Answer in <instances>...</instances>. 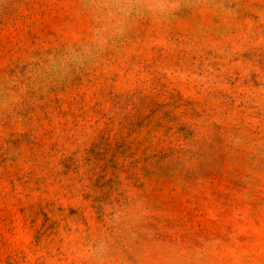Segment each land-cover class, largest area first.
I'll return each mask as SVG.
<instances>
[{
	"label": "rangeland",
	"instance_id": "1",
	"mask_svg": "<svg viewBox=\"0 0 264 264\" xmlns=\"http://www.w3.org/2000/svg\"><path fill=\"white\" fill-rule=\"evenodd\" d=\"M0 264H264V0H0Z\"/></svg>",
	"mask_w": 264,
	"mask_h": 264
}]
</instances>
